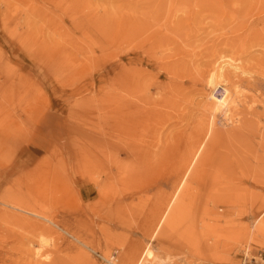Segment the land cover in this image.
<instances>
[{
    "label": "rangeland",
    "instance_id": "1",
    "mask_svg": "<svg viewBox=\"0 0 264 264\" xmlns=\"http://www.w3.org/2000/svg\"><path fill=\"white\" fill-rule=\"evenodd\" d=\"M129 62L151 115L106 182L99 101ZM0 142V264L260 262L264 0H0Z\"/></svg>",
    "mask_w": 264,
    "mask_h": 264
},
{
    "label": "bare ground",
    "instance_id": "2",
    "mask_svg": "<svg viewBox=\"0 0 264 264\" xmlns=\"http://www.w3.org/2000/svg\"><path fill=\"white\" fill-rule=\"evenodd\" d=\"M140 17H141V15H140ZM144 19H147V18H144ZM122 22H123V20H122ZM146 25H148V24H146ZM125 36L128 37V35H125ZM149 45H150V43H149ZM124 47H126V46H124ZM118 61H119V59H118ZM115 68H116V71L114 73V79H113V83H112L113 86H114L113 87V91L108 96H106V99H104V101L102 100L104 98V96H103V98H101V100L103 102L99 101V103H102L101 107H100V113H99L100 130L98 131L99 135H100V139L93 135L98 140L97 143H98V149L99 150H98V153H96V155H97L96 158H97V161L100 163V166L102 167V168L101 167L100 168L103 169L102 171L104 172V177H105L106 182L109 179L111 181L113 176L116 177L118 175L119 168L122 165L124 166V162H121V161L117 160V158H119V157H117L119 152H121L123 154V156H125V155L127 156V161L129 160L128 162L132 161L131 157H133V154H134L132 147H133V139H134V137L136 135L135 134L136 133V129L137 128L139 129L141 127V125L143 123H145V121H147L149 119L150 115H151V112L146 111L142 107L143 101H145V100L143 98H141L140 96L135 95V93H134V91H135V86H134L135 85V80H134V77L140 74V73L138 74V72H137V71H139V69H136L135 67H133L131 62L126 63V64L118 63V65L116 67H114V70H115ZM163 74H165V73H163ZM213 77H214V74L212 73L210 78H209L210 80L208 79L210 81V83H212ZM157 84H158V82H157ZM159 84H160V82H159ZM124 92L126 94H123ZM225 103H226V94H224V96L221 99H216V104H217L216 106L217 107L219 106L218 108H221V106L223 107V105ZM214 107H215V105H214ZM240 125H242V124H240ZM88 130H89V128H88ZM203 131L198 135V137H197L198 140L196 139L197 142L194 144V142H195L194 141L192 146L189 147L188 150L184 153V156L182 157L183 170H186V171L191 170L190 168L192 167V165L196 166V164L198 163V159H200L201 151L203 149V145L201 144V142L199 144V140H201L200 137L202 135L206 134V132L204 131L205 132L204 133ZM207 132H209V131H207ZM83 133H85V132H83ZM86 139H88V138H86ZM84 143L86 144V151H84L86 153H84V152L83 153L86 154V155H85V157L83 159V162L87 166L89 163H91V161H93V158H91V148H90V146H88V144L86 142H83V144ZM204 150L205 149H203V151ZM116 151H117V153L114 154V152H116ZM95 162H96V160H95ZM95 165H97V164H95ZM193 169H194V167H193ZM183 180L181 178L180 181L174 183L175 187H174L172 193L166 195L165 203L161 207L162 209H160V212L157 215L154 216L156 227L160 226L158 224L161 222L162 210L164 209L163 207L166 205V203L168 205L171 201H173L174 206L172 208H175L176 206H178L179 202L181 204H183L181 202V200L183 201L185 199V194L181 190H180L181 192H179V189H181V188H179V186L180 187L182 186L181 182H183ZM85 181H86V179H85ZM76 182H77V180H76ZM86 182L88 183V181H86ZM112 182H113V180H112ZM70 183H71V181H70ZM183 184L185 186V183H183ZM70 185L71 184H69V186ZM73 185H74V183H73ZM98 186L101 189L104 188V186L102 187V185L101 186L98 185ZM98 186H96V182H95V187H97L96 189H98ZM75 187H77V186H75ZM185 189H183L184 192H185ZM86 190H87V192L89 191L88 188H86ZM95 192H96V190H95ZM96 198H98L97 194H96ZM14 199H15V201L12 202L13 204L8 203V202H3V204L4 205H8V206H10L12 208H17L19 210H20V208H28V209H30L33 206V204L31 202L25 201V202L22 203L20 201V199H18V198H14ZM3 211H4V209H3ZM37 211H39V210H36L35 212H37ZM39 213H41V212H39ZM3 217H4L5 222H11V219H13V218H10L8 214H7V217H6L5 213H3L1 215L0 220H2ZM0 227H3L2 224L0 225ZM2 229H4V228H2ZM1 233H3V232H1ZM143 255L140 254V257H139V259H138L136 264L143 263V257H144ZM144 258H146V257H144ZM148 258L151 259V257L149 256L146 259V260L150 261ZM126 260H127V264H131V260H132L131 255H129L126 258ZM145 264H152V262H150V263L148 262V263H145Z\"/></svg>",
    "mask_w": 264,
    "mask_h": 264
},
{
    "label": "built area",
    "instance_id": "3",
    "mask_svg": "<svg viewBox=\"0 0 264 264\" xmlns=\"http://www.w3.org/2000/svg\"><path fill=\"white\" fill-rule=\"evenodd\" d=\"M251 261H252V260L249 261V260L247 259V257H243V258H242V263H241V264H250Z\"/></svg>",
    "mask_w": 264,
    "mask_h": 264
},
{
    "label": "crops",
    "instance_id": "4",
    "mask_svg": "<svg viewBox=\"0 0 264 264\" xmlns=\"http://www.w3.org/2000/svg\"><path fill=\"white\" fill-rule=\"evenodd\" d=\"M256 264H264V257L261 258L260 262H257Z\"/></svg>",
    "mask_w": 264,
    "mask_h": 264
}]
</instances>
